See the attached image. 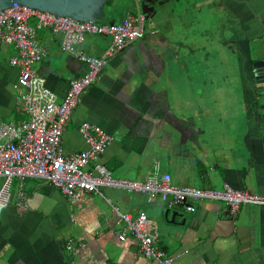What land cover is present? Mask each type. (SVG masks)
<instances>
[{"label":"crops","instance_id":"obj_1","mask_svg":"<svg viewBox=\"0 0 264 264\" xmlns=\"http://www.w3.org/2000/svg\"><path fill=\"white\" fill-rule=\"evenodd\" d=\"M172 1L137 0L148 22L144 35L115 51L81 93L60 147L66 153L85 148L78 127L87 122L112 138L96 161L114 178L142 182L167 173L173 186L220 189L227 183L263 194L264 93L253 94L249 81L246 89L245 70L264 59V0H183L179 9ZM129 4L117 21L126 10L136 13ZM208 8L230 19L225 46L239 59L236 79L209 76L219 61L214 48L220 50V37L214 45L213 33L223 25L212 20L209 30L194 29ZM36 39L45 55L33 69L59 102L69 79L86 65L63 51L59 36L47 29L38 30ZM254 40L261 47L253 53ZM108 45L107 36L86 34L79 47L99 56ZM15 53L13 45L0 42V122L25 119L16 100L18 69L9 63ZM236 113L242 119L234 121ZM8 191L9 202L0 207V264H156L138 253L131 237L116 238L122 223L112 207L131 217L143 212L146 232L157 249L173 256L171 264H264V206L242 204L227 217L222 201H191L193 210L186 211L181 205L167 208L158 196L148 201L144 193L116 187L70 203L57 188L31 177H13ZM19 193L23 210L16 205ZM167 209V218L177 209L181 215L174 219L183 224L166 223ZM67 240L84 248L68 253Z\"/></svg>","mask_w":264,"mask_h":264},{"label":"built area","instance_id":"obj_2","mask_svg":"<svg viewBox=\"0 0 264 264\" xmlns=\"http://www.w3.org/2000/svg\"><path fill=\"white\" fill-rule=\"evenodd\" d=\"M40 29L58 35L60 48L86 65L84 73L69 79L59 102H56L54 93L46 86L44 78L33 69L34 64L45 55V50L36 39V32ZM144 32V16L128 10L117 22L74 20L15 2L0 10V42L13 45L16 51L9 58V63L18 69L16 100L25 115V119L17 122H0V207L9 202L8 187L13 177L39 178L57 188L70 203H76L79 198L90 193L99 194L101 187H116L127 192L144 193L148 201L158 196L167 208L181 205L186 211L193 210L191 201H222L227 217L233 216L242 204L264 206V193L234 189L227 183H223L220 189L173 186L167 173L142 182L114 178L96 161L98 155L110 145L112 138L91 123L83 122L78 127L85 148L71 153L62 151L60 136L81 93L98 78L115 51L141 38ZM86 34L109 38V45L101 55L86 54L79 47ZM23 197L21 193L17 194L16 205L20 210L26 206ZM112 210L122 223L121 228L114 232L118 240L124 241L127 235L135 240L137 251L144 258L156 264H171L173 256L157 249L154 237L146 232V215L143 212L131 217L115 207ZM63 248L68 253H78L84 244L67 240Z\"/></svg>","mask_w":264,"mask_h":264},{"label":"water","instance_id":"obj_3","mask_svg":"<svg viewBox=\"0 0 264 264\" xmlns=\"http://www.w3.org/2000/svg\"><path fill=\"white\" fill-rule=\"evenodd\" d=\"M119 1L117 0V2ZM12 2L38 11H44L74 20H99L103 17V6L105 4H110L111 0H0V10L8 7ZM132 4L136 13H139L137 0H132ZM248 72L250 75V85L252 88L250 89L252 93H264V88L258 87L264 84V59L251 61ZM260 126L261 125L258 123L257 128L259 129ZM259 132L264 146V124H262ZM167 212L168 209L164 212L166 223L172 225L183 224V219L180 222L174 219V217L181 215L177 209L171 210L169 218H167Z\"/></svg>","mask_w":264,"mask_h":264},{"label":"rangeland","instance_id":"obj_4","mask_svg":"<svg viewBox=\"0 0 264 264\" xmlns=\"http://www.w3.org/2000/svg\"><path fill=\"white\" fill-rule=\"evenodd\" d=\"M181 1H183V0H173L172 2L174 3V5H176V6L179 5L181 7V5H180ZM189 1H191V0H189ZM116 3L117 4H115L113 7L115 9L110 10V12H108L104 17L99 19V21L100 20L101 21L106 20L108 22H116L117 21L118 15H119L120 11L123 9V7H122L123 4H120L118 2H116ZM179 6L177 7L178 9H179ZM204 12L205 13L202 14L203 15L202 18H200L202 24H200V23L196 24L194 27V29L196 28V31L200 32L201 26H203V28L209 30L208 27H211L212 25H214V22H211L212 20L222 21V25H223L222 29H219L218 31L215 30L213 33V36H215L214 45H216V43H217V37L218 36L220 37V40H219L220 41L219 42L220 43V46H219L220 50L217 49L216 46L214 48L215 58H218V56H219V61H218V63H216V61H215L216 64H214V66H213L214 70L210 72L209 76L210 77H216L219 80H221V82H223V81L226 82L228 80L236 79L238 76V69H237L238 62H237V60H239V59L236 58V53H233L231 49H228V47L225 46V40H226L227 34H228L226 32L227 31L226 28L230 25V23L228 22L230 19H228L225 16L226 14L222 10L220 13H218L216 10L208 8V10H205ZM176 24L178 25V23H176ZM147 26H148V22L145 21V27H147ZM204 33H207V32H204ZM251 44H252V52L253 53L256 51H259V47H261V44L259 43V41L254 40L253 42H251ZM204 45L207 46V43H204ZM206 46H205V48H206ZM218 51H219V53H218ZM216 53H218V54H216ZM226 63H228V68L226 67ZM235 63H237V64H235ZM221 87L222 88H229L228 86L222 85V84H221ZM223 94H227V93H223ZM261 94H263V93H261ZM223 98L224 97H222V99ZM222 102L226 103L227 100L223 99ZM241 117H242V115L240 113H236L233 116V118H236L234 121H238V120L242 119ZM221 124H223V123L221 122ZM226 125H228V124H226ZM238 133H239V130L236 129L235 134H238Z\"/></svg>","mask_w":264,"mask_h":264},{"label":"trees","instance_id":"obj_5","mask_svg":"<svg viewBox=\"0 0 264 264\" xmlns=\"http://www.w3.org/2000/svg\"><path fill=\"white\" fill-rule=\"evenodd\" d=\"M117 2V0H111V2H110V4H105L104 6H103V17L108 13V12H110V10H112V9H115V8H113L112 7V5H115V4H117L116 3ZM118 3H120V4H123V9L120 11V14H122L123 13V10H124V8L125 7H127L128 5H130L129 4V0H120ZM98 22H107L106 20L104 21V20H97Z\"/></svg>","mask_w":264,"mask_h":264},{"label":"flooded vegetation","instance_id":"obj_6","mask_svg":"<svg viewBox=\"0 0 264 264\" xmlns=\"http://www.w3.org/2000/svg\"><path fill=\"white\" fill-rule=\"evenodd\" d=\"M246 71V81H245V86H246V89L248 90L249 89V87H248V81L250 82V75H249V72H248V70H245ZM260 88H264V86H259Z\"/></svg>","mask_w":264,"mask_h":264}]
</instances>
